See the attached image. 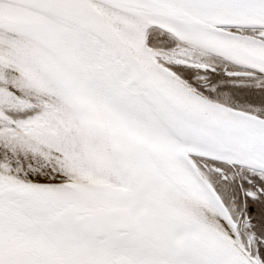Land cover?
<instances>
[{
	"label": "snow or ice",
	"instance_id": "snow-or-ice-1",
	"mask_svg": "<svg viewBox=\"0 0 264 264\" xmlns=\"http://www.w3.org/2000/svg\"><path fill=\"white\" fill-rule=\"evenodd\" d=\"M0 264H264V0H0Z\"/></svg>",
	"mask_w": 264,
	"mask_h": 264
}]
</instances>
